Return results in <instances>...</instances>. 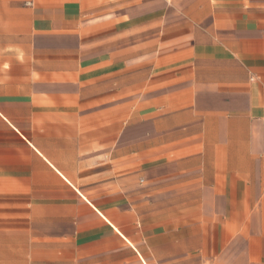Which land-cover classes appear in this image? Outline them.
I'll return each mask as SVG.
<instances>
[{
  "label": "crops",
  "instance_id": "0c3cea01",
  "mask_svg": "<svg viewBox=\"0 0 264 264\" xmlns=\"http://www.w3.org/2000/svg\"><path fill=\"white\" fill-rule=\"evenodd\" d=\"M0 264H264V0H0Z\"/></svg>",
  "mask_w": 264,
  "mask_h": 264
}]
</instances>
